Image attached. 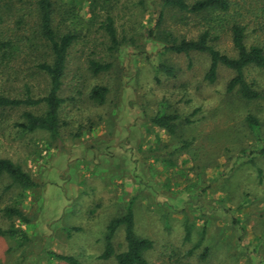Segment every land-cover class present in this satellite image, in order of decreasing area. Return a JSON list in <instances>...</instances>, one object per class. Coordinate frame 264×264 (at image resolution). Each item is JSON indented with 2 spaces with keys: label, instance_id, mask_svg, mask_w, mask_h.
Instances as JSON below:
<instances>
[{
  "label": "rangeland",
  "instance_id": "374dc122",
  "mask_svg": "<svg viewBox=\"0 0 264 264\" xmlns=\"http://www.w3.org/2000/svg\"><path fill=\"white\" fill-rule=\"evenodd\" d=\"M59 32L75 31L60 95V133L26 132L15 123L24 110L0 108V156L28 171L37 186L22 189L7 175L0 180V264H69L49 251L76 256L80 264H116L99 258L109 221L132 205L139 236L154 240L147 264H264V67L249 66L246 79L262 96L248 100L227 83L234 71L220 66L218 77L204 79L205 53L165 52L148 36L161 0H99L93 20L88 0H57ZM231 14L248 26V45H264V0H232ZM34 0H0V92L21 97L28 84L35 97L47 94L49 79L37 63L51 61L37 31ZM107 11L114 17L119 49L108 51L100 28ZM168 12L165 27L179 37H196L195 20L181 22ZM229 18V17H228ZM227 18V19H228ZM215 45L237 54L229 24ZM112 61L94 75L89 59ZM160 63L171 65L167 74ZM109 88L98 104L95 85ZM177 112L193 122H179L175 133L152 123L157 113ZM259 120L252 129L247 116ZM21 208L28 221L5 215ZM189 230L190 238L186 239ZM126 249L125 232L114 239Z\"/></svg>",
  "mask_w": 264,
  "mask_h": 264
},
{
  "label": "trees",
  "instance_id": "16d2710c",
  "mask_svg": "<svg viewBox=\"0 0 264 264\" xmlns=\"http://www.w3.org/2000/svg\"><path fill=\"white\" fill-rule=\"evenodd\" d=\"M88 1L94 20L98 16L99 0ZM160 2L161 8L156 11L158 14L157 19L149 28L148 36L155 42L160 43L165 52L185 55L194 52L205 53L209 57V67L204 75L206 81L215 82L219 67L225 66L234 71V76L227 83L228 92L236 91L241 97L248 100L258 99L262 96L253 87V84L247 81L245 70L249 66L264 67V45L247 44L246 30L248 26L239 19L238 12L231 14L234 4L232 0H161ZM34 3V13L38 17L37 31L52 57L51 61L37 63L38 68L49 79V89L47 94L41 97H35L28 84H25V93L21 97H13L0 92V108L16 109L43 105L44 112L42 113L24 110L22 113L23 120L15 123V125L26 132L41 129L56 136L60 133L61 120L59 113L64 102L60 91L63 86L69 50L80 33L78 34L75 31L59 32L55 25L57 0H34ZM168 12H173L174 15L179 13L181 22L189 23L195 20L199 26L196 37H179L172 29L165 27ZM225 21L229 24L231 40L237 52L235 56L221 51L215 45V41L221 37L219 32L225 30ZM100 28L108 37L107 49L113 55L124 39H120L114 17L109 11L105 14L104 19L100 21ZM10 46L13 47V40L10 38L0 41V47L7 48ZM112 65V61L89 59V69L94 75L109 71ZM159 67L167 74L174 75L175 70L171 65L160 63ZM108 92L109 88L107 86L98 84L92 87L90 98L98 104H103L107 99ZM151 121L166 131L175 133L179 122L190 124L193 119L190 116H181L177 112H163L154 115ZM247 121L252 129L258 128L259 120L257 117L248 115ZM256 152L264 156V144ZM4 175L10 177L12 183L22 189H32L37 186V182L32 175L19 163L11 158L0 156V180ZM4 212L8 217H17L23 221H28L24 211L19 207L8 206ZM121 227L125 232L126 249L117 253L113 239ZM0 232L12 236H25L23 231L17 229ZM185 238H190L189 230H187ZM154 243L151 238L137 234L133 207L129 205L124 214L113 217L107 224L104 235L105 245L99 258L109 259L114 257L116 264H147L146 253L154 247ZM48 253L69 264H80V260L76 256L56 251H49Z\"/></svg>",
  "mask_w": 264,
  "mask_h": 264
}]
</instances>
